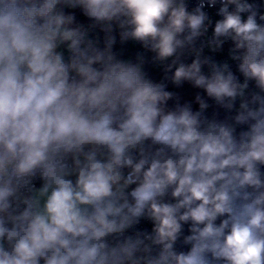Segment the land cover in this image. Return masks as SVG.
Wrapping results in <instances>:
<instances>
[{"label":"clouds","instance_id":"obj_1","mask_svg":"<svg viewBox=\"0 0 264 264\" xmlns=\"http://www.w3.org/2000/svg\"><path fill=\"white\" fill-rule=\"evenodd\" d=\"M0 264H264V0H0Z\"/></svg>","mask_w":264,"mask_h":264}]
</instances>
